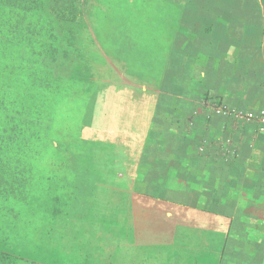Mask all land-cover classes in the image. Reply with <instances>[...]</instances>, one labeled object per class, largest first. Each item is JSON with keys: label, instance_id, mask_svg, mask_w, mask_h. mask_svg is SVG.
<instances>
[{"label": "rangeland", "instance_id": "obj_1", "mask_svg": "<svg viewBox=\"0 0 264 264\" xmlns=\"http://www.w3.org/2000/svg\"><path fill=\"white\" fill-rule=\"evenodd\" d=\"M262 13L258 0L85 2L77 81L31 89L36 110L43 99L47 108L34 128L33 148L41 150V134L49 147L34 161L29 209L19 208L14 240L31 245L25 256L32 264H127L123 248L100 238L107 211L92 214L95 199L119 196L129 185V150L137 154L138 175L163 173L159 192L181 202L221 208L226 192L260 190L256 198L229 199L225 251L206 264H264ZM73 65L68 61L64 74ZM147 89L155 93L142 95ZM145 95L147 110L139 103L135 113L126 109ZM137 128L143 136L132 135ZM133 137L136 146L127 143ZM189 155L199 165L194 176L187 174L189 165H180ZM149 161L157 166L148 172L141 165ZM227 165L236 175L242 168L245 182H224ZM187 191L195 197L186 198ZM194 258L173 259L194 264ZM167 260L148 253L138 264H172Z\"/></svg>", "mask_w": 264, "mask_h": 264}, {"label": "trees", "instance_id": "obj_2", "mask_svg": "<svg viewBox=\"0 0 264 264\" xmlns=\"http://www.w3.org/2000/svg\"><path fill=\"white\" fill-rule=\"evenodd\" d=\"M258 1L264 24V0ZM85 2L0 0V264L34 263L25 256L31 245L14 240L20 236L19 208L29 209L34 161L49 147L41 134V150L33 148L34 128L47 108L43 99V109L36 110L31 89L77 81ZM72 56L73 69L64 74Z\"/></svg>", "mask_w": 264, "mask_h": 264}, {"label": "crops", "instance_id": "obj_3", "mask_svg": "<svg viewBox=\"0 0 264 264\" xmlns=\"http://www.w3.org/2000/svg\"><path fill=\"white\" fill-rule=\"evenodd\" d=\"M149 91L155 93L151 89L141 90L140 92L143 95L148 94ZM138 103L142 104V106L146 104L147 110L150 103L149 95L148 97L146 95L144 97L140 96L139 101L129 100V108L126 107V109L135 113L137 112ZM140 111L142 113V110ZM136 117L143 119L148 116L136 114ZM129 130L131 131V129ZM144 132L143 128H137L132 131V135L140 133L143 136ZM109 141L112 140L109 138ZM127 143H130L131 146H136V137L128 139ZM105 151L108 152L109 149ZM129 151V162L128 160L126 161L125 171V181L129 185H127L124 193L119 196L110 195L109 198L98 197V200L95 199L96 201L93 205L95 214L92 215L97 217L101 215L103 209H105L104 213L107 211L106 217L101 219V221L107 222V225H105L107 232L100 234V238H107L110 247L123 248L127 264H138L139 257L148 253L164 258L167 257V261L172 264H175L174 256L180 254L195 256L194 264L198 262V259L200 263H209L212 260L210 258L212 256H214L212 262L215 263L220 260L225 251L232 225L230 213L225 206L229 208L230 198L236 197L238 201L239 198L244 199L246 196L256 198L261 195L260 190L254 191L252 194L239 191L235 196L226 192L222 194V198H225V204L221 208L202 206L194 202H181L174 199L175 195L166 196L163 188L159 192L157 184L163 181L161 179L164 178L163 173H160L158 177L151 178L148 174L146 176L149 178H145L142 175L144 170H142L139 176L138 161H136L137 154L133 153L132 150ZM195 151L196 144H190L189 152ZM199 162L200 164H205L204 160ZM180 165H189L188 176H191V174L193 176L196 175L194 167L199 166L198 161L191 158L190 155L188 162L186 160L182 161ZM141 166H146L149 172L157 164L149 161ZM257 167L258 165L256 166L258 171L259 168ZM193 168L194 171L191 170ZM227 169H229L228 177L224 182L227 184L229 182L233 184L235 181L240 184L245 182L241 178L242 168L237 169V175L231 170L234 169L233 166L227 165ZM230 174L234 175V178H231ZM185 197L191 199L195 196L188 192ZM94 221H96L95 218Z\"/></svg>", "mask_w": 264, "mask_h": 264}, {"label": "built area", "instance_id": "obj_4", "mask_svg": "<svg viewBox=\"0 0 264 264\" xmlns=\"http://www.w3.org/2000/svg\"><path fill=\"white\" fill-rule=\"evenodd\" d=\"M263 114V113H262Z\"/></svg>", "mask_w": 264, "mask_h": 264}]
</instances>
